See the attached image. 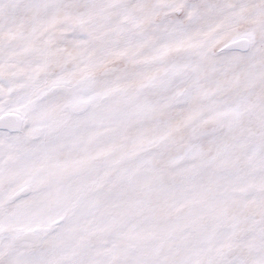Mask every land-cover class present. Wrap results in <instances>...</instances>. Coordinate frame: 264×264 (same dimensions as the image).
Instances as JSON below:
<instances>
[{
  "label": "snow or ice",
  "instance_id": "snow-or-ice-1",
  "mask_svg": "<svg viewBox=\"0 0 264 264\" xmlns=\"http://www.w3.org/2000/svg\"><path fill=\"white\" fill-rule=\"evenodd\" d=\"M0 264H264V0H0Z\"/></svg>",
  "mask_w": 264,
  "mask_h": 264
}]
</instances>
